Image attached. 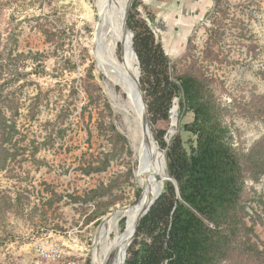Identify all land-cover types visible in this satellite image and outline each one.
I'll use <instances>...</instances> for the list:
<instances>
[{
    "label": "rangeland",
    "instance_id": "obj_1",
    "mask_svg": "<svg viewBox=\"0 0 264 264\" xmlns=\"http://www.w3.org/2000/svg\"><path fill=\"white\" fill-rule=\"evenodd\" d=\"M133 4L129 15L133 12L150 27L176 72L195 65L200 74L215 80L224 122L237 148L246 153L264 136V120L253 106L264 103V0H133ZM96 15L94 0H0V56L5 55L0 63L5 70L17 53L47 57L44 73L31 60H15L26 75L4 91V98L19 105L12 142L18 153L0 169V264H41L40 248L61 250L63 260L57 264L72 260L90 264L86 250L102 219L140 200L128 141H117L110 131L113 125L122 134L105 78L90 54ZM120 52L123 56L122 48ZM3 74L0 79H8L12 71ZM175 104L178 124L172 127L170 122L165 140L170 144L180 136L188 148L194 138L183 126L193 121V114L181 109L179 98ZM5 113L11 120L9 107ZM104 159L110 161L103 173L86 176L79 169ZM168 180L166 165L163 183ZM110 185L114 189L95 202L75 203L71 198H84L91 190ZM246 185L243 207L252 227L248 235L262 250L264 175ZM99 206L107 211L90 221ZM125 224L120 222V230Z\"/></svg>",
    "mask_w": 264,
    "mask_h": 264
},
{
    "label": "trees",
    "instance_id": "obj_2",
    "mask_svg": "<svg viewBox=\"0 0 264 264\" xmlns=\"http://www.w3.org/2000/svg\"><path fill=\"white\" fill-rule=\"evenodd\" d=\"M135 7L133 4L132 8ZM135 16L130 13L128 26L134 34L133 47L141 65L139 82L154 139L165 151L169 180L142 218L128 249L126 264H264V249L249 239L252 227L245 221L248 212L243 207L247 181H258L264 175V136L246 153L237 148L232 131L224 122L215 80L204 77L195 65L176 72L162 43ZM2 54L0 60L5 56ZM15 60H31L44 73L47 57L40 53H17L11 60L12 68L7 65L5 70L0 63V78L5 71H12L10 78L0 79V169H5L18 153L12 142L17 133L19 105L4 98L5 89L26 75L13 64ZM72 91L77 92L75 88ZM175 98L180 99L181 109L193 114V121L183 126L184 132L194 138L188 148L180 136L170 144L165 140ZM253 106L255 114L264 120V103ZM7 107L12 111L11 120L5 113ZM110 131L117 141L127 143L115 126L111 125ZM109 161L100 160L79 169L86 176L103 173ZM113 189L114 185L101 186L84 198H71L75 203L88 204L102 199ZM59 197L61 200L62 196ZM52 202L50 198L49 205ZM101 208L89 217L90 221L105 214L107 209Z\"/></svg>",
    "mask_w": 264,
    "mask_h": 264
},
{
    "label": "bare ground",
    "instance_id": "obj_3",
    "mask_svg": "<svg viewBox=\"0 0 264 264\" xmlns=\"http://www.w3.org/2000/svg\"><path fill=\"white\" fill-rule=\"evenodd\" d=\"M94 3L98 20L93 22L90 54L105 78L119 130L128 141L132 179L141 190V197L137 204L102 219L86 250V257L90 264H124L137 223L163 190L166 165L151 133L143 128L145 109L137 82L138 62L131 48L130 34L128 37L125 29L124 16L129 0H94ZM177 124L178 106L175 104L171 110V125L176 127ZM122 220L126 224L120 230Z\"/></svg>",
    "mask_w": 264,
    "mask_h": 264
},
{
    "label": "water",
    "instance_id": "obj_4",
    "mask_svg": "<svg viewBox=\"0 0 264 264\" xmlns=\"http://www.w3.org/2000/svg\"><path fill=\"white\" fill-rule=\"evenodd\" d=\"M133 5V0H129V5H128V8L126 10V14H125V29L129 32L130 34V39H131V48H132V51L134 52L136 58H137V62H138V74H139V79L137 80L138 84H139V89L141 91V94H142V103L144 105V109H145V116H144V120H143V128L151 133L152 135V138H153V133H152V127H151V122H150V117H149V112H148V107H147V103H146V99H145V94H144V91L141 87V84L139 82L140 80V74H141V65H140V61H139V58L134 50V47H133V39H134V34L133 32L131 31V29L129 28L128 26V16H129V10L131 8V6ZM154 139V138H153ZM156 143V142H155ZM164 160H165V157L164 155L162 154ZM157 179H159L158 177H156ZM162 193V192H161ZM160 193V195H161ZM159 195V197H160ZM158 197V198H159ZM157 198V199H158ZM156 199V200H157ZM156 200L148 207V209L145 210V213L143 214V216L141 217V219L139 220V222L137 223V226L135 228V231H134V235H133V239H132V242L134 241L135 237H136V232H137V228L142 220V218L149 212L148 210L151 209V207L153 206V204L156 202ZM131 242V244H132ZM130 244V245H131ZM130 247V246H129ZM129 249V248H128ZM127 253H128V250L126 252V255H125V260H124V264H126V259H127Z\"/></svg>",
    "mask_w": 264,
    "mask_h": 264
},
{
    "label": "built area",
    "instance_id": "obj_5",
    "mask_svg": "<svg viewBox=\"0 0 264 264\" xmlns=\"http://www.w3.org/2000/svg\"><path fill=\"white\" fill-rule=\"evenodd\" d=\"M38 256L40 257L41 264H57L63 260V253L61 250L52 249L45 250L40 248L37 250ZM64 264H77L76 261H67Z\"/></svg>",
    "mask_w": 264,
    "mask_h": 264
}]
</instances>
